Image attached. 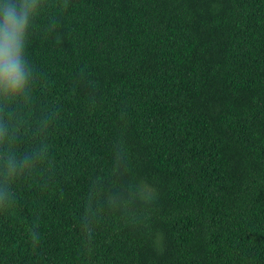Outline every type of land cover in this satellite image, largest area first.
Segmentation results:
<instances>
[{"label": "trees", "instance_id": "16d2710c", "mask_svg": "<svg viewBox=\"0 0 264 264\" xmlns=\"http://www.w3.org/2000/svg\"><path fill=\"white\" fill-rule=\"evenodd\" d=\"M25 55L0 153L47 151L8 182L0 264H264V0H37Z\"/></svg>", "mask_w": 264, "mask_h": 264}, {"label": "clouds", "instance_id": "9594fccd", "mask_svg": "<svg viewBox=\"0 0 264 264\" xmlns=\"http://www.w3.org/2000/svg\"><path fill=\"white\" fill-rule=\"evenodd\" d=\"M37 0H0V97L12 101L23 97L29 90L32 68L25 55L30 21L36 14ZM8 137V128L0 124V143ZM47 151L25 154L17 158L14 152L5 149L0 153L4 168L5 188L0 191V204L8 200V182L31 169ZM123 159V156H120ZM139 199L143 204H155L158 199L156 188L146 181L137 186ZM93 196L109 208L119 209L126 196L123 191L93 190ZM35 238V232L32 233ZM92 239V229L88 230V240Z\"/></svg>", "mask_w": 264, "mask_h": 264}]
</instances>
